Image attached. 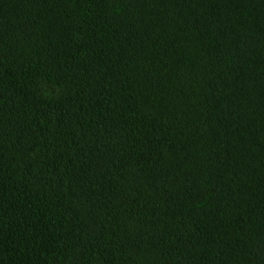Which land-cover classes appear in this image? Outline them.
Instances as JSON below:
<instances>
[{"label": "trees", "instance_id": "trees-1", "mask_svg": "<svg viewBox=\"0 0 264 264\" xmlns=\"http://www.w3.org/2000/svg\"><path fill=\"white\" fill-rule=\"evenodd\" d=\"M0 264H264V0H0Z\"/></svg>", "mask_w": 264, "mask_h": 264}]
</instances>
